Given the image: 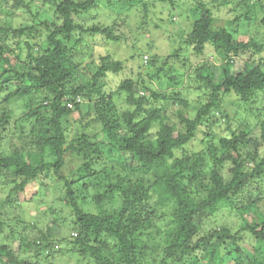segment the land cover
Here are the masks:
<instances>
[{
	"label": "clouds",
	"instance_id": "obj_1",
	"mask_svg": "<svg viewBox=\"0 0 264 264\" xmlns=\"http://www.w3.org/2000/svg\"><path fill=\"white\" fill-rule=\"evenodd\" d=\"M0 264H264V0H0Z\"/></svg>",
	"mask_w": 264,
	"mask_h": 264
}]
</instances>
